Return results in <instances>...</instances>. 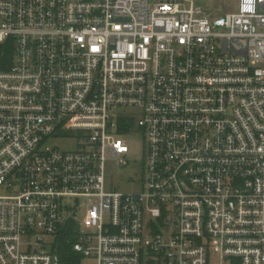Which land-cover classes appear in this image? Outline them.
Here are the masks:
<instances>
[{
  "label": "built area",
  "instance_id": "obj_1",
  "mask_svg": "<svg viewBox=\"0 0 264 264\" xmlns=\"http://www.w3.org/2000/svg\"><path fill=\"white\" fill-rule=\"evenodd\" d=\"M0 46V264H61L45 237L81 198L78 264H264V0H0ZM120 106L141 111V192L106 190Z\"/></svg>",
  "mask_w": 264,
  "mask_h": 264
},
{
  "label": "rangeland",
  "instance_id": "obj_2",
  "mask_svg": "<svg viewBox=\"0 0 264 264\" xmlns=\"http://www.w3.org/2000/svg\"><path fill=\"white\" fill-rule=\"evenodd\" d=\"M196 4L206 9L211 15L218 16L226 12L236 11L239 0H195ZM111 114L116 118L124 116L134 117L135 126L125 137L129 146V152L125 154L124 159L128 165L121 166L116 161H108L106 164V190L107 191H123V192H141L145 189L143 168L145 164L146 154V136L143 130L138 126V120L141 118V111L136 107H117L110 110ZM85 131L68 132L66 135H59L51 141L52 146H56L62 150L73 151L80 148L83 142ZM90 134V133H88ZM69 203L76 204V199L67 200ZM84 205L79 207L74 213H70L67 217H74L75 222L80 225V230L87 234H96L97 228L86 224L87 214L89 212V204L84 198L80 199ZM172 220V218H171ZM24 241L35 242V239L23 237ZM59 240V235H47L45 237V246L51 250ZM91 264L95 259L90 257Z\"/></svg>",
  "mask_w": 264,
  "mask_h": 264
},
{
  "label": "trees",
  "instance_id": "obj_3",
  "mask_svg": "<svg viewBox=\"0 0 264 264\" xmlns=\"http://www.w3.org/2000/svg\"><path fill=\"white\" fill-rule=\"evenodd\" d=\"M13 61V47L0 46V69L7 67ZM65 228L59 233V240L56 243V251L61 259V264H78L81 256L73 250L68 241L76 230V223L69 219L66 221Z\"/></svg>",
  "mask_w": 264,
  "mask_h": 264
}]
</instances>
